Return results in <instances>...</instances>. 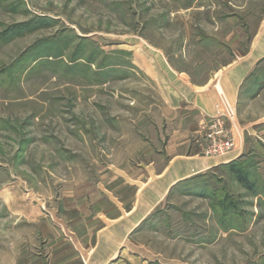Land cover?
I'll list each match as a JSON object with an SVG mask.
<instances>
[{"label": "rangeland", "instance_id": "1", "mask_svg": "<svg viewBox=\"0 0 264 264\" xmlns=\"http://www.w3.org/2000/svg\"><path fill=\"white\" fill-rule=\"evenodd\" d=\"M104 261L264 264V0H0V264Z\"/></svg>", "mask_w": 264, "mask_h": 264}, {"label": "crops", "instance_id": "2", "mask_svg": "<svg viewBox=\"0 0 264 264\" xmlns=\"http://www.w3.org/2000/svg\"><path fill=\"white\" fill-rule=\"evenodd\" d=\"M238 71L235 72V74H237ZM234 74V73H233ZM244 73H241L240 76H242ZM238 75V74H237ZM238 78L239 76H237V78H235V81H238ZM231 154H228V155H224L222 157H219L220 160L219 162H226L228 160H233L235 159V156H230ZM229 156V157H228ZM184 162H177V164H183ZM185 164V163H184ZM186 165V164H185ZM212 165H214L213 163H202V162H199V161H194L193 159L189 162V165H186L185 167H182L180 168L178 171H177V175H176V178L175 179H180L182 177H185L186 175H191V174H194V173H197L199 171H202V170H205V169H208L210 168ZM183 170V172L181 171ZM105 262L107 261H104V264Z\"/></svg>", "mask_w": 264, "mask_h": 264}, {"label": "built area", "instance_id": "3", "mask_svg": "<svg viewBox=\"0 0 264 264\" xmlns=\"http://www.w3.org/2000/svg\"><path fill=\"white\" fill-rule=\"evenodd\" d=\"M233 146V141L231 138H224L222 140H220L218 143H216L213 146V152H215L218 155H221L225 152H227L228 150H230Z\"/></svg>", "mask_w": 264, "mask_h": 264}]
</instances>
